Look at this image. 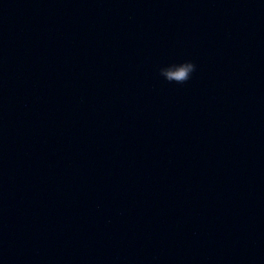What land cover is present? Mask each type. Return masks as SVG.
<instances>
[{
	"label": "water",
	"instance_id": "1",
	"mask_svg": "<svg viewBox=\"0 0 264 264\" xmlns=\"http://www.w3.org/2000/svg\"><path fill=\"white\" fill-rule=\"evenodd\" d=\"M0 264H264V0H0Z\"/></svg>",
	"mask_w": 264,
	"mask_h": 264
},
{
	"label": "clouds",
	"instance_id": "2",
	"mask_svg": "<svg viewBox=\"0 0 264 264\" xmlns=\"http://www.w3.org/2000/svg\"><path fill=\"white\" fill-rule=\"evenodd\" d=\"M160 75L168 82L177 84H185L192 78V74L196 71V64L191 61H185L179 64H171L160 68Z\"/></svg>",
	"mask_w": 264,
	"mask_h": 264
}]
</instances>
